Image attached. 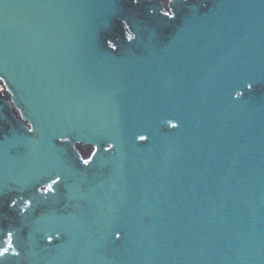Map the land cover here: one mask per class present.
<instances>
[{"label":"water","instance_id":"obj_1","mask_svg":"<svg viewBox=\"0 0 264 264\" xmlns=\"http://www.w3.org/2000/svg\"><path fill=\"white\" fill-rule=\"evenodd\" d=\"M0 264H264V0H0Z\"/></svg>","mask_w":264,"mask_h":264}]
</instances>
